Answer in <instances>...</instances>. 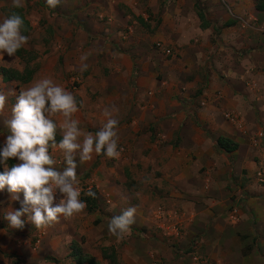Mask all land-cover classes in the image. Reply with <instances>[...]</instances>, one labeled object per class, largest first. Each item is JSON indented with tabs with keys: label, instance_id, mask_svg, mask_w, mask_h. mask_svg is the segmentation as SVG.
<instances>
[{
	"label": "rangeland",
	"instance_id": "1",
	"mask_svg": "<svg viewBox=\"0 0 264 264\" xmlns=\"http://www.w3.org/2000/svg\"><path fill=\"white\" fill-rule=\"evenodd\" d=\"M191 1L194 2L196 14L198 10L207 12L205 1ZM221 4L224 14L232 17L223 25L224 28L235 24L233 17L237 14L239 36L248 38L242 39L239 48L233 50L239 53V60L251 50H255L258 56H263L264 29L257 28L264 26V21L262 20L259 26V20L262 18H255V14H260L255 9V0H239V12L231 0L221 1ZM176 5L177 0H60L55 8H49L45 0H23L22 9L29 24L24 34L27 36V42L22 46L23 55L15 53L14 56L5 54L0 57V70L2 67L23 70L28 66L33 71L31 79L27 82L5 81L0 72V94L6 97L3 110L6 114L0 118V141L1 137L10 134L4 121L8 116L7 110L11 117L12 106L19 93L40 79L51 78L54 83L64 87L74 96L78 111L73 114L72 119L79 121L78 126L82 131L94 135L106 122L102 110L107 108L111 111L115 107L117 111L112 115L118 120L116 131L120 155L117 158H108L103 152L100 155L93 153L92 158L84 162H80L77 157V186L81 191L80 198L86 196L91 189L95 193L96 202L92 208L85 203L86 207L78 215L67 218L68 225L63 228L66 233L64 232L62 240L53 243L61 244L58 252H49L42 256H39V252L35 253L33 261L1 252L4 255L0 256L3 259L0 264H77L75 255L78 252L94 257L99 264H108V260L102 256V250H109L110 247L116 251L119 264H171L150 245L153 240H150L151 235L146 231L156 228L155 225L148 226L140 222L141 225L137 226V214L148 208L147 203L149 208L156 209V205L164 202L159 193L161 186L167 185L164 175L181 167L179 162H175L176 159L184 160L175 150L177 131L171 132L169 126L163 125L169 115L163 113L162 107L165 106L151 104L150 99L156 95L158 87V94L164 97V105L169 106L173 101L176 106L172 105V110L180 107L185 117L196 116L197 111L193 108L201 104V100L196 98L198 94H194L198 86L188 87L189 81L176 79L186 77L185 80L192 81L195 75L204 79L206 73L210 72L204 56L193 50L195 41L198 42L199 39L194 37L196 35L192 34V29H187L190 33L182 35V28L187 25L179 27L178 30L174 27L176 32L173 33L179 36L173 40L171 26L175 22L172 21V16ZM11 6L12 0H0V22L7 17L8 7ZM206 16L209 17V14ZM183 37L185 41H179ZM165 49H168L169 53H165ZM81 56L87 57L83 63H87L88 68L83 72L80 71ZM185 57H189L191 62ZM251 58L255 59V56ZM252 71L254 75L258 73L264 77V63ZM121 72L127 76V81H120V84L124 83L128 88L134 85L137 77L154 83H150L151 86L146 91L147 99L140 97L137 101L135 98L131 100L130 92L124 96L120 90L111 91L115 73ZM109 83L112 86L110 89L107 85ZM248 84L252 88L257 87V81H249ZM254 84L255 86H252ZM192 90L194 91L190 93ZM183 94L190 98H183ZM178 96L186 101L181 103ZM187 100L193 104L191 110L186 111L184 107L188 104ZM151 107L155 111L153 116ZM136 109L147 110L144 111L145 115L147 113L150 117L142 119ZM231 114L235 116L234 113ZM226 117L231 119V115ZM53 119L59 123L63 117L57 115ZM235 119L241 120L240 115L235 116ZM57 135L62 138L59 129ZM261 138H264L263 134L258 135L255 148L264 149V144L259 142ZM49 153L56 160L52 167L62 171L65 166L62 163V151L50 147ZM96 176L100 179L99 183ZM142 203L145 207H142ZM129 207L136 209L134 223L130 226L128 234L117 239L108 231V223L113 216L120 215ZM56 222L39 229L34 225L27 226L31 229L30 248L42 250L43 247H48L39 239L44 229H48L53 236L56 235L55 229H61ZM165 228L169 230L168 226ZM170 228L179 230L177 225ZM141 230L143 233H140ZM171 244L169 242L165 245L169 247ZM169 248L174 253L175 250ZM200 252L196 247L192 251L185 250L187 257L184 262L209 264V259L202 257Z\"/></svg>",
	"mask_w": 264,
	"mask_h": 264
},
{
	"label": "crops",
	"instance_id": "2",
	"mask_svg": "<svg viewBox=\"0 0 264 264\" xmlns=\"http://www.w3.org/2000/svg\"><path fill=\"white\" fill-rule=\"evenodd\" d=\"M203 1L207 5V12H204L207 24L203 28L191 0H177L172 16L175 26H171L174 41L179 36L173 33L176 32L174 27L178 30L183 25L187 26L182 28V35L190 33L187 32L190 28L192 34L196 35L194 37L199 39L198 42L195 41L193 50L204 56L210 72H205L204 79L195 75L192 81L185 80L186 77L176 80L189 81L188 87L197 85L198 89L194 94H198L196 98L201 100V104L193 108L197 111L196 116L185 117L180 107L172 110L171 106H176L173 101L169 106L163 104L164 97L158 94L160 88L157 87L158 91L156 90L153 99L149 97L151 104L165 106L162 107L163 113L169 115L163 125L169 126L171 132L177 131L175 150L184 160L176 159L175 162H179L181 167L164 175L167 185L161 186L159 192L164 202L156 205V209L149 208L147 203L148 208L137 214V226L141 225L140 222L143 225H155L156 228H150L146 233L151 235L150 240H153L150 245L161 253L167 263L186 264L185 250L192 251L196 247L201 251L202 257L209 259V264H264V185L259 184L255 176L256 169L264 159V149L255 148L258 135H264V77L258 73L254 75L252 71L253 68L263 65L264 55L258 56L255 50H251L249 55L239 60V53L233 50L239 48L242 39H248L239 36V15L233 17L235 24L224 28L223 25L232 18L223 12L221 1L225 0ZM231 2L239 12V0ZM257 12L260 14H255L254 17L262 18L259 20L260 26L262 20L264 21V11ZM207 13L209 17L206 16ZM263 27L257 29L262 30ZM181 39L179 41H185L184 37ZM251 56H255V59ZM185 58L191 62L189 57ZM114 76V87L109 83V89L112 87L111 91L120 90L124 96L130 92L131 100L135 98L137 101L140 97L147 99L146 91L154 84L151 80L137 77L134 85L128 88L126 84H120V81H127L124 72L115 73ZM249 81H257V87L252 88L248 84ZM182 97L186 98L187 95L183 94ZM178 99L181 103L186 101L179 96ZM187 103V106L184 104L186 111L191 110L193 102L187 100ZM156 108L158 109V106ZM7 111L6 120L10 118L9 110ZM136 111L142 119L150 117L147 113L145 115L144 111L147 110ZM154 112L152 116L155 115ZM231 113L240 115L241 120H228L226 115L233 116ZM4 114L5 111L0 112V118ZM219 135L231 139L237 147L230 152L219 150L215 145V139ZM1 139L3 141L4 138ZM259 142L264 144V138ZM16 162L15 159H10L6 167ZM2 170L0 167V171ZM96 177L99 183L100 179ZM13 195L7 191L0 192V256L4 255L1 252L11 253L33 261L35 253L39 252V256H42L49 252H58L61 244L53 243L62 240L66 233L63 228L68 225L67 218L61 216L55 221L61 229H55L54 236L48 229L42 230L43 235L39 241H44L48 247L34 250L29 246L31 229L27 228L32 224L26 222L22 229H13L3 218L5 213L20 207ZM20 196L22 200V194ZM142 207H145L144 203ZM233 209H236L235 220L232 218ZM174 225L178 226V231L173 228L170 230V226ZM165 226H168L169 230ZM40 232L41 230L39 234ZM169 242L172 243L169 247L175 250L174 253L165 245ZM2 261L0 257V262Z\"/></svg>",
	"mask_w": 264,
	"mask_h": 264
},
{
	"label": "clouds",
	"instance_id": "3",
	"mask_svg": "<svg viewBox=\"0 0 264 264\" xmlns=\"http://www.w3.org/2000/svg\"><path fill=\"white\" fill-rule=\"evenodd\" d=\"M49 8H55L60 0H45ZM13 8H22L23 0H12ZM24 19L13 12L0 22V57L14 56L26 42L23 34ZM87 59L81 56L80 71H86ZM6 97L0 94V112L4 110ZM78 111L74 96L51 78L38 80L31 87L22 90L12 106L11 117L4 121L9 135L0 142V192L14 194L13 199L20 203L18 209L4 214L3 218L13 229H22L26 222L42 228L57 221L61 216L72 217L80 213L86 204L80 199L81 191L77 179V157L80 162L88 161L92 154L117 158L118 120L105 108L102 114L106 122L93 135L82 131L79 121L72 119ZM62 116L57 123L54 116ZM62 138L57 141V130ZM82 137V140H81ZM59 148L63 153L62 171L52 165L56 160L49 148ZM10 159L17 162L6 167ZM47 166V167H45ZM22 194V200L21 196ZM88 196L95 193L88 190ZM134 207H129L120 215L113 216L108 223V231L117 239L123 238L134 223Z\"/></svg>",
	"mask_w": 264,
	"mask_h": 264
},
{
	"label": "trees",
	"instance_id": "4",
	"mask_svg": "<svg viewBox=\"0 0 264 264\" xmlns=\"http://www.w3.org/2000/svg\"><path fill=\"white\" fill-rule=\"evenodd\" d=\"M9 11L7 12V16L13 12L19 14L22 16V18L24 19V31L23 34H25L29 28V24H28V20L24 17V13H23V9L22 8H13L8 7ZM6 8V9H8ZM255 9L257 11H264V0H255ZM201 24V27H204L207 24V21L205 19V13L203 10H198L197 13ZM23 48L21 47L20 49L17 50L16 54L22 56L23 55ZM26 65V63H25ZM32 71L33 69L30 67H24L23 70H18V69H14V68H6V67H2L0 72L2 75L3 80L5 81H20V82H27L31 79V75H32ZM61 139V136L56 134V140L59 141ZM215 145L216 147L224 152H230L232 150H234L237 147V144L232 141L231 139L224 137V136H217L215 139ZM81 200H83L88 206H90L91 208L93 207V205L95 204L96 200H95V196H81L80 198ZM78 251V249H77ZM102 256L104 259L108 260V264H119L118 260H117V255H116V251L114 250V248L110 247L109 250L107 249H103L102 250ZM75 260L77 264H83L84 262H88L89 264H99V262L96 261V259L92 256H87L86 254H83L81 252H78L75 255Z\"/></svg>",
	"mask_w": 264,
	"mask_h": 264
},
{
	"label": "built area",
	"instance_id": "5",
	"mask_svg": "<svg viewBox=\"0 0 264 264\" xmlns=\"http://www.w3.org/2000/svg\"><path fill=\"white\" fill-rule=\"evenodd\" d=\"M165 53H169V50L165 49ZM231 118L233 119V121H238L235 119V116H231ZM240 122V121H239ZM255 176H256V180L259 184H262L264 185V162L261 163L258 168L256 169V172H255ZM232 218L233 220L236 219V209H233L232 211Z\"/></svg>",
	"mask_w": 264,
	"mask_h": 264
}]
</instances>
